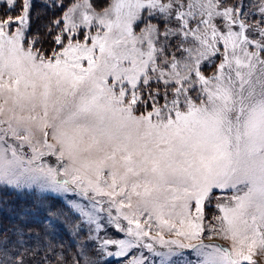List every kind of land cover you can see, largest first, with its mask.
<instances>
[{"label":"snow or ice","instance_id":"6c2138e0","mask_svg":"<svg viewBox=\"0 0 264 264\" xmlns=\"http://www.w3.org/2000/svg\"><path fill=\"white\" fill-rule=\"evenodd\" d=\"M4 2L0 185L74 193L73 232L119 264H258L264 0H51L43 36L32 0Z\"/></svg>","mask_w":264,"mask_h":264},{"label":"rangeland","instance_id":"374dc122","mask_svg":"<svg viewBox=\"0 0 264 264\" xmlns=\"http://www.w3.org/2000/svg\"><path fill=\"white\" fill-rule=\"evenodd\" d=\"M50 2L51 0H32L29 36L36 31L35 26L38 23L36 17H42L41 15L44 14L40 11L41 8L44 9L42 4ZM72 2H75V0ZM257 2L258 0H250L251 4ZM94 8L97 11H101L103 6L101 5L99 7L95 4ZM247 10L250 12L248 17L250 22H255V20L260 18L255 7H250ZM5 11H7L6 2L0 3V14H3ZM61 13L62 11L59 16ZM16 14L17 9H13L12 15ZM42 25L40 24L39 27L43 28ZM58 31L59 29L53 31L52 35L54 36ZM83 31H90L92 34H95L96 29L93 27L91 29H84ZM79 38H83L82 33ZM50 39L51 36L45 42H50ZM43 46L45 48H51V45L48 43H44ZM216 62L218 63L219 60L217 59ZM210 72L211 69L205 68L206 75L210 74ZM45 160L48 163H54V158L46 157ZM74 199H77L74 193H60L37 188L17 190L0 185V264H4V261H7V264H16V260L20 258L23 259V264H44L42 258L45 256H50L46 258L48 264H50V261L52 263L55 262V264H77V261L78 264H86L88 260H91L92 264H119L116 258L105 256L102 252L97 251L96 242L86 241L87 227L79 235L73 232V225L78 220V217L72 212L69 202ZM206 212V224L211 222V216L214 212L219 214L214 207V202L212 208H206ZM16 218L18 222L22 223V226L18 223L17 225L14 224ZM13 231H15L16 235ZM109 232L110 234L116 235L111 229H109ZM99 235L103 236L104 232L99 233ZM27 236L32 237L30 238L31 240L26 239ZM35 236L41 239L33 238ZM165 238L172 237L165 234ZM203 242L206 244L214 243L231 249V241H226L219 237H213V239L209 240L207 234H205ZM85 243H87L86 256L80 257V248ZM22 245L25 248L20 247ZM40 246L43 247V250L40 249ZM49 246H51V251H49ZM37 247L39 251L33 254L32 250ZM25 249H28V251H25ZM46 249L47 252H45ZM109 250L115 251L114 246L110 247ZM182 251L189 259H195L191 250L184 249ZM14 252L19 255L17 254V257L14 256ZM58 255H62L63 259L58 260ZM145 255H148L146 250ZM257 260L258 264H264V255L257 257Z\"/></svg>","mask_w":264,"mask_h":264},{"label":"trees","instance_id":"16d2710c","mask_svg":"<svg viewBox=\"0 0 264 264\" xmlns=\"http://www.w3.org/2000/svg\"><path fill=\"white\" fill-rule=\"evenodd\" d=\"M73 0H67V3H70V2H72ZM57 2H60V0H57ZM91 2L95 5H97V6H105V5H107L108 3H110V0H91ZM43 6H44V9H40V11H41V13H44V14H42L41 16L42 17H40L39 16V19H38V23L36 24V30L37 29H39L40 30V33H41V35H43V32H44V29L43 28H40L39 26H40V24H48L53 18H58L59 17V14H60V12L62 11V9H57V8H52V7H46L45 5L46 4H42ZM58 29H55L54 31H57ZM45 43H48L49 45H51V39H50V42H45ZM37 47H40V45H37ZM18 219L16 218V222H14V224H16L17 225V223L18 224H20L21 226H22V223H20V222H18L17 221ZM21 221V220H20ZM7 223V222H6ZM6 223H5V226L7 227V225H6ZM13 233L16 235V233H15V231H13ZM30 238H32V237H29V236H27V238L26 239H28V240H31ZM33 238H37L38 240H40L41 238H39V237H37V236H35V237H33ZM28 246H30V245H28ZM20 247H24L23 245L22 246H20ZM25 248V247H24ZM40 249H42L43 250V247L42 246H40ZM11 250H13V249H11ZM45 252H47V249L45 250ZM18 254V253H17ZM15 252H14V256H18ZM22 255H24V254H22ZM46 258H49L50 256H45ZM37 259L39 260V258H38V256H37ZM50 264H55V262H53L52 263V261H50L49 262ZM97 264V263H96Z\"/></svg>","mask_w":264,"mask_h":264}]
</instances>
